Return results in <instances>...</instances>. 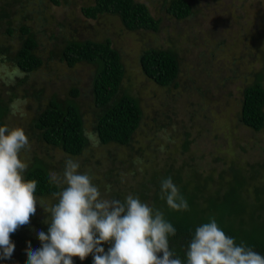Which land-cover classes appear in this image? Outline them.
<instances>
[{"label": "rangeland", "instance_id": "374dc122", "mask_svg": "<svg viewBox=\"0 0 264 264\" xmlns=\"http://www.w3.org/2000/svg\"><path fill=\"white\" fill-rule=\"evenodd\" d=\"M56 1L58 5L53 0H0V109L4 126L23 128L29 138L30 149L21 153L27 170L40 164L48 174H62L65 160L72 158L79 162L81 173L92 177L102 196L110 199L118 192L123 200L144 177L171 165L184 180L195 166L193 173L216 182L222 171L237 164L246 177H253L248 185H264V129L252 132L239 118L244 87L259 73L264 85V0H185L192 14L180 21L166 13L171 0H135L159 20L157 32L128 31L110 15L86 19L81 10L93 0ZM21 25L35 34L42 65L13 79L11 74L18 68L12 59L21 44ZM67 40L108 41L119 53L125 69L121 92L134 97L143 111L128 147L99 144L91 92L96 69L85 63L73 68L62 63ZM147 49L176 54L177 87L160 88L145 77L139 58ZM73 90L77 98L71 96ZM17 100L21 103L13 115L10 105ZM50 100H74L78 105L89 142L82 156L71 157L46 146L32 129L33 120ZM253 166L256 174L249 173ZM230 179L225 174L218 184ZM249 190L253 200V188ZM44 199L55 203L54 198ZM45 213L38 198L36 218ZM29 229V241L41 244L36 229ZM16 251L17 247L10 259L2 260L11 263Z\"/></svg>", "mask_w": 264, "mask_h": 264}, {"label": "trees", "instance_id": "16d2710c", "mask_svg": "<svg viewBox=\"0 0 264 264\" xmlns=\"http://www.w3.org/2000/svg\"><path fill=\"white\" fill-rule=\"evenodd\" d=\"M53 1L59 4L58 1ZM81 12L90 20L103 15L118 17L128 31L157 32L159 29V20L151 16L146 5L135 0H93V4L83 7ZM166 13L180 21L191 16L192 8L185 0H171ZM19 31L21 44L12 60L18 70L31 73L42 65L36 54L38 47L36 37L27 25H21ZM8 32L12 33V30ZM60 61L69 68L82 63L95 67L91 85L93 106L96 110L93 124L95 135L99 144L103 146L114 144L128 147L140 127L143 111L134 97L121 92L125 69L119 53L108 41L99 43L90 40H67ZM139 63L145 77L160 88L177 87L179 62L174 52L147 49L142 52ZM78 95L76 90L71 92L73 98H77ZM3 112L4 110L0 109V126H4ZM239 118L240 123L252 132L258 133L264 129L263 74H256L254 81L244 87ZM32 129L40 142L71 157L82 156L89 143L84 134L83 116L74 100L64 103L50 100L45 109H42L33 120ZM187 149L186 140L183 150ZM194 167L186 180L183 179L181 171L171 165L163 168L160 173L153 172L147 175L131 189L133 196L139 197L154 210L161 211L165 219L175 227L176 235L169 237L170 250L183 264H187L186 252L195 229L209 222L210 218H215L226 235L233 237L237 244L243 241L264 256V185H248L247 180L253 177H246L244 175L246 171L243 172L237 164L222 171L216 182L193 173ZM255 170L253 166L249 173L253 171L256 174ZM225 174L230 176V181L225 185L218 184ZM168 177L172 178L180 194L186 199L189 205L187 210H172L161 198V181ZM25 179L37 181L35 195L38 198H54L55 203L57 202L53 194L60 191V188L50 182L49 174L42 165L30 167L25 172ZM211 181L215 182V185H209ZM250 188H253V200L250 199ZM110 199L123 201L118 192L110 196ZM48 219V213L42 219L35 216L30 225L21 226L12 234L11 241L17 247L16 256L11 263L0 259V264H28L29 246L32 249L42 247L40 243L34 244L29 241L32 239L29 227L47 234L49 225L45 221ZM110 246L102 245L105 252ZM74 264H94L93 256L90 255L84 261L75 258Z\"/></svg>", "mask_w": 264, "mask_h": 264}, {"label": "clouds", "instance_id": "9594fccd", "mask_svg": "<svg viewBox=\"0 0 264 264\" xmlns=\"http://www.w3.org/2000/svg\"><path fill=\"white\" fill-rule=\"evenodd\" d=\"M15 69L10 78L23 77ZM19 100L10 105L18 111ZM30 149L23 128L0 126V259H10L15 244L11 235L30 225L37 213L36 180H26L28 165L22 151ZM78 161L67 158L62 174L49 172V180L60 188L52 204L39 198L49 219L48 233L38 232L42 247L27 249L28 264H74L90 255L94 264H183L169 247L175 227L164 214L139 197L129 194L123 201L102 196L92 177L79 171ZM161 198L175 211L189 205L171 177L161 181ZM103 244H110L105 252ZM187 264H264V256L233 237L215 218L195 229L187 252Z\"/></svg>", "mask_w": 264, "mask_h": 264}]
</instances>
